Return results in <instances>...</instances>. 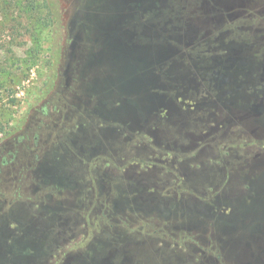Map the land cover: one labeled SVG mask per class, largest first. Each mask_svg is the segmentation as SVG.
I'll list each match as a JSON object with an SVG mask.
<instances>
[{
    "label": "rangeland",
    "instance_id": "1",
    "mask_svg": "<svg viewBox=\"0 0 264 264\" xmlns=\"http://www.w3.org/2000/svg\"><path fill=\"white\" fill-rule=\"evenodd\" d=\"M55 1L0 0V264H264V157L177 104L264 66V0Z\"/></svg>",
    "mask_w": 264,
    "mask_h": 264
},
{
    "label": "trees",
    "instance_id": "2",
    "mask_svg": "<svg viewBox=\"0 0 264 264\" xmlns=\"http://www.w3.org/2000/svg\"><path fill=\"white\" fill-rule=\"evenodd\" d=\"M42 4L47 9L43 17L45 24L48 23L51 27L57 26L56 29L60 27L62 13L57 1L42 0ZM245 72L248 77L241 79L240 88L237 87L234 91L228 89L224 95L214 97L205 94L204 97L191 99V93H197V88L205 84L204 77L199 75L200 70L199 74L193 75L194 84H179L181 95L177 97L185 100L181 104L177 103L179 109L197 113L199 119L195 125L203 126L192 140V144L198 145V150H207L208 146L212 145L211 142L215 141L219 149L231 147L232 151L235 148L244 149L246 145H251L259 149L252 151L254 157H264V66H260L259 70L249 68ZM240 89H245L249 98L254 97L247 99L240 93ZM166 109L170 111L169 107ZM206 109H210V112L204 114ZM229 126L232 130H237L234 131L235 135L227 134ZM230 140H235L237 144L231 145Z\"/></svg>",
    "mask_w": 264,
    "mask_h": 264
},
{
    "label": "water",
    "instance_id": "3",
    "mask_svg": "<svg viewBox=\"0 0 264 264\" xmlns=\"http://www.w3.org/2000/svg\"><path fill=\"white\" fill-rule=\"evenodd\" d=\"M117 44H122V42H120V43L118 42ZM138 54H139V57H140V62L139 63H136V66H137V68H139L140 66L143 68V66L145 64V66H146L145 71L143 73H140V74L133 73L132 70L135 68V66H133L132 64H129L126 67V69L123 68V72L124 71H128V73H129V76H127L124 79L123 86L139 85L140 83H142V80H144V82L148 83L147 81H149V79L151 78L150 77V74L147 72L148 71V62L149 61L147 60V57L145 56V51H143V53H142L141 50H139V53ZM142 56H143V58H142ZM142 98L146 102V104L144 103V105H143V110L145 112H148L149 113L152 110V107H153L150 104V101H151L150 99L152 97L150 95H148V94H144V95H142ZM170 105H172V104H170ZM163 106L164 107H167V105L165 106V104Z\"/></svg>",
    "mask_w": 264,
    "mask_h": 264
}]
</instances>
